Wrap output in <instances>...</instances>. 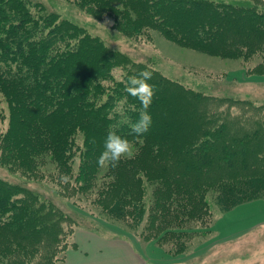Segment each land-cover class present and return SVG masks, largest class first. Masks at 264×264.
Here are the masks:
<instances>
[{
	"label": "rangeland",
	"instance_id": "rangeland-1",
	"mask_svg": "<svg viewBox=\"0 0 264 264\" xmlns=\"http://www.w3.org/2000/svg\"><path fill=\"white\" fill-rule=\"evenodd\" d=\"M25 1L40 6L46 14L52 13L57 21L77 26L78 34L85 37L88 44H98L114 53V60L108 62L105 54L99 56L95 50L86 52L79 63L73 64L83 66L91 60L90 66H105L104 70H112L114 82L124 81L126 76L141 70H151L149 83L160 82L154 88L149 107L156 123L155 135L170 129L174 140L164 147L155 138L156 142L147 139L153 144L145 141L139 154L143 141L133 142L135 159L129 163L120 161L122 164L116 167L117 183L106 194L102 190L112 181L110 176H104L107 166L99 170L100 175L90 185L87 182L80 190L73 184L77 183L74 180L79 160L69 162L71 168L65 172L62 165L40 156L34 162V171L26 172L5 160L0 150V179L24 186L49 201L59 210L49 214L53 219L64 215L61 224L36 233L43 242L34 253H17L3 247L0 264H46L49 260L60 264L59 259L65 257L63 251L72 247L71 231L77 228L129 241L142 249V253L153 247L168 256L169 264H264V225L225 242L217 238L215 232L216 222L228 212L223 213L217 204L220 185L229 182L243 185L245 179L252 176L264 178V36L258 39L259 47L252 49L254 52L242 48L234 55L220 57L177 44L161 30L166 25L176 36L186 35L196 41L194 23L202 22L207 13L196 16L192 11L181 12L175 6L164 7L161 12L168 19L163 22L148 21L134 7L116 0H90L100 7L96 16L80 9L75 0ZM244 1L216 0L218 3ZM257 2L264 4V0ZM169 11L173 12L169 15ZM116 19L119 25L115 26ZM229 22L237 24V32L252 25L241 14ZM176 25H181L183 31L178 32ZM69 29L74 33L71 27ZM162 100L165 104L152 107L154 101ZM0 104L3 115L0 128L5 131L8 111L1 94ZM138 107L141 112L140 103ZM117 111L121 122L130 121L132 115L128 110L119 107ZM137 114L136 117H140ZM221 129L223 133L218 134ZM212 134H216L218 140L207 141L211 148L208 153L223 147L236 152L237 157L231 160L233 169L226 167L217 155L201 174L185 171L184 164H177L178 160L189 162L191 157L187 152L196 153V146L202 145ZM16 135L15 156H18L22 149L19 144L24 138L21 132ZM82 142L83 138L77 139L75 144L81 147ZM171 154L174 158L166 161V156ZM165 161L168 162L164 165L168 168L167 174L161 168ZM199 176L202 178L198 182L211 185L203 197L210 215L205 223L196 221L199 208L194 205L196 192L191 190ZM175 180L179 184L176 185ZM116 200L126 214L119 208L111 209ZM188 200L193 203L186 204ZM256 200L264 201V193ZM134 205L137 211L141 210L140 218L132 217ZM68 221H76V224H68ZM48 224L44 221L39 228ZM196 232L205 234L196 236ZM57 239L62 240V246ZM54 248L56 254L50 253Z\"/></svg>",
	"mask_w": 264,
	"mask_h": 264
},
{
	"label": "trees",
	"instance_id": "trees-1",
	"mask_svg": "<svg viewBox=\"0 0 264 264\" xmlns=\"http://www.w3.org/2000/svg\"><path fill=\"white\" fill-rule=\"evenodd\" d=\"M75 1L80 9L93 16H96L97 8H100L97 3L90 0ZM116 1L134 7L148 21L166 22L168 17L162 14L161 9L170 6H175L181 12L192 11L196 16L207 13L202 22L194 23L196 41L186 35L176 36L166 25H163L161 30L177 44L220 57L234 55L242 48H246L247 52H254L252 49L259 47L258 39L264 36V4H259L257 0L238 3H218L216 0ZM155 5L160 9L156 10ZM172 12L169 11L168 14ZM240 14L252 25H247L248 28L237 32V24L229 21ZM114 23L116 26L119 23L118 19ZM68 26L64 20L57 21L52 13L46 14L42 12L40 6L32 5L25 0H0V94L8 111L6 130L2 131L0 128V150L5 160L13 162V165L26 172L34 171V162L40 156L51 159L50 161L56 165H62L65 172L71 168L69 162L77 159L81 163L74 180L77 183L73 184L74 188L81 190L84 184L88 182L90 185V182L100 175L99 170L103 167L98 166L97 159L103 151L104 140L109 131H115L132 143L143 141L138 154L142 152L147 139L155 142L157 139L160 145L168 147L172 144L174 136L170 129L162 131L158 136L155 135L156 123L150 109L148 112L152 123L148 132L139 137L129 134L131 125L140 118L137 114H140L138 107L140 102L127 95L125 91L127 76L124 81L114 82L111 78L112 70H104L105 66L99 64L90 66L91 60L83 66L73 64L75 61L79 63L86 52L93 53L95 50L99 56L105 54L108 62L114 60L112 56L114 53L107 52L98 44H88L86 38L78 34L77 26H69L74 33ZM176 30L181 32L183 27L176 25ZM159 83L150 84L156 88ZM163 103L164 100L154 101L152 107ZM119 107L128 110L134 120L130 116V121L121 122L117 111ZM2 118L0 110V125ZM20 132L24 141L19 144L21 152L15 156L16 133ZM219 133L222 134L223 130L221 129ZM215 135H208L202 145L196 146V153L187 152L191 157L189 162L178 160L177 164H184L185 171L201 174L213 163V156L217 155L222 158V163L226 167L233 169L231 160L237 157L236 152L223 147L208 153L211 148L207 141L213 143L214 140H218ZM81 138L83 142L80 147L75 142ZM10 143L14 145L11 147ZM147 144L153 142L147 141ZM173 158V154L170 157L166 156V161ZM134 159L135 155L122 158L121 162L129 163ZM166 161L163 167L161 166L165 174L168 173V168L164 166L168 164ZM107 175L112 181L102 190L104 194L111 191L117 183L116 167L107 166L104 176ZM201 178L202 176H199L196 182ZM175 184L179 183L176 181ZM193 186L191 190L196 192L194 205L199 208L196 211V221L205 223L210 215L203 197L211 185L198 182ZM218 191L217 204L224 213L261 197L264 193V178L248 177L243 185L223 183ZM187 193L195 197L193 192ZM104 194L101 193L102 196ZM190 202L192 200L185 203ZM136 205L132 208V217L140 218L142 213L141 210H136ZM117 208L127 213L122 209L119 200L111 207L113 211ZM56 212L59 210L41 196L24 186L0 179V251L4 247L17 253H34L43 242L35 236L36 233L56 223H62L63 214L55 219L49 216ZM44 221H48L49 224L39 228ZM67 223L75 225L76 221ZM73 232L74 230L71 231L72 234ZM172 234L179 235L177 232ZM204 234L205 232H196V236ZM59 235L60 233L57 237ZM5 239L7 240L3 242ZM56 241L62 246L61 239ZM54 251L55 248L50 253ZM63 259L64 255L59 261ZM54 263L55 261L49 260L46 264Z\"/></svg>",
	"mask_w": 264,
	"mask_h": 264
},
{
	"label": "crops",
	"instance_id": "crops-1",
	"mask_svg": "<svg viewBox=\"0 0 264 264\" xmlns=\"http://www.w3.org/2000/svg\"><path fill=\"white\" fill-rule=\"evenodd\" d=\"M264 225V201L256 200L235 207L218 219L216 237L221 241L238 239ZM72 247L60 264H169L168 256L153 247L137 249L131 242L102 236L77 228L71 236Z\"/></svg>",
	"mask_w": 264,
	"mask_h": 264
},
{
	"label": "clouds",
	"instance_id": "clouds-1",
	"mask_svg": "<svg viewBox=\"0 0 264 264\" xmlns=\"http://www.w3.org/2000/svg\"><path fill=\"white\" fill-rule=\"evenodd\" d=\"M152 79V71L145 69L127 78L125 91L127 94L140 102V118L131 125L130 135L143 136L148 132L152 119L148 109L152 103L155 89L149 81ZM134 145L124 136L115 131H109L103 144V151L97 159L98 166H110L115 168L122 158L133 155Z\"/></svg>",
	"mask_w": 264,
	"mask_h": 264
}]
</instances>
